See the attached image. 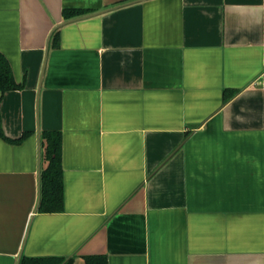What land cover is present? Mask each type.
Listing matches in <instances>:
<instances>
[{"label":"crops","instance_id":"obj_1","mask_svg":"<svg viewBox=\"0 0 264 264\" xmlns=\"http://www.w3.org/2000/svg\"><path fill=\"white\" fill-rule=\"evenodd\" d=\"M0 52V264H264V0H0Z\"/></svg>","mask_w":264,"mask_h":264},{"label":"trees","instance_id":"obj_2","mask_svg":"<svg viewBox=\"0 0 264 264\" xmlns=\"http://www.w3.org/2000/svg\"><path fill=\"white\" fill-rule=\"evenodd\" d=\"M24 85L15 79L12 66L9 60L0 52V92L5 93L9 90L22 89ZM47 159L49 166L43 173V197L44 209L49 211L57 204L62 202V180H61V155L60 139L49 137ZM49 259L23 257L20 264H50ZM87 264H106L103 259L91 262L87 258Z\"/></svg>","mask_w":264,"mask_h":264}]
</instances>
